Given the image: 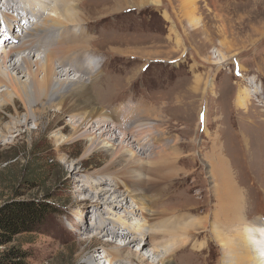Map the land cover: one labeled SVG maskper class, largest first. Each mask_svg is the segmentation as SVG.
<instances>
[{"label": "rangeland", "instance_id": "rangeland-1", "mask_svg": "<svg viewBox=\"0 0 264 264\" xmlns=\"http://www.w3.org/2000/svg\"><path fill=\"white\" fill-rule=\"evenodd\" d=\"M158 1L78 0L86 21L79 30L82 38H91L87 46L100 61V109L113 112L117 121L128 116L131 123L158 109L163 116L153 119L154 132L145 137L167 149L178 139L175 145L181 143L177 151H167L186 159L167 191L158 195L148 182L144 187L149 203L173 194L166 204L169 211L194 219L195 254L186 251L175 263L219 264L221 248L211 230L218 207L213 175L217 151L225 158V177L236 183L242 197L244 221L264 223V0ZM5 3L0 0V22L9 12ZM246 89L253 91L247 109L239 104L240 91ZM16 111L24 122L19 100L0 111L5 136L0 142V216L21 203L39 205L45 213L33 232L12 236L0 229V264H90V258L109 264L112 257L104 252L128 242L99 236L90 223L110 213L94 211L88 196L100 187L113 188L116 168L106 169L111 155L95 151L82 159L89 143L67 139L75 133L71 119L60 117L56 109L37 127L30 121L10 134ZM75 168L80 175L73 173ZM145 171L150 179L149 167ZM78 177L93 181L92 191L80 192ZM100 177L106 178L95 184ZM158 206L152 211H160L163 206ZM219 226L225 236V224ZM130 249L140 250L132 245L124 255Z\"/></svg>", "mask_w": 264, "mask_h": 264}, {"label": "bare ground", "instance_id": "bare-ground-1", "mask_svg": "<svg viewBox=\"0 0 264 264\" xmlns=\"http://www.w3.org/2000/svg\"><path fill=\"white\" fill-rule=\"evenodd\" d=\"M158 3V0L153 2ZM5 4V10L9 12L0 22L1 37L5 38L4 41L0 39V111L17 100L25 107L24 122L17 111L11 117L8 128L11 134L30 121L37 127L49 110L56 109L60 117L71 119L75 133L67 139L89 143L82 159H87L95 151L111 155L112 160L106 169L109 172L116 168L117 172L112 175L113 188L100 187L88 196L94 211L110 213L105 217L99 215L95 223H90L94 229L100 230L99 236H118L128 242L124 247L120 245L104 252L106 257H112L108 263L146 264L153 260L149 264H176L186 251L195 254L194 246L191 247L194 219L176 214L180 210L169 211L166 204L172 202L175 195L168 197L167 193V199L161 197L149 203L144 188L148 182L158 195L167 191L169 182L175 180L180 171L178 166L186 160L167 151H177L181 143L175 145L178 139L167 149L157 140L156 144H151L153 141L148 135L145 137L147 131L154 132L153 119L162 115L158 109L141 114L132 123L127 115L117 121L113 112L109 115L100 109L97 103L100 61L92 54L93 48L87 46L88 41L92 42L91 38H82V30H79L86 21L78 0H6ZM226 59L222 57V61ZM195 84L194 89H197L198 79ZM240 93L239 104L247 109V98L253 91L246 89ZM4 137L0 131V142ZM219 153L217 151L214 157L217 159L214 165L210 163L213 175L217 174L215 195L218 207L213 214L211 230L221 248L219 264H264V223L251 225L249 220L244 221L242 197L236 183L225 177V158ZM145 167H149L150 179L144 175L147 172ZM73 173L80 175L76 168ZM103 178L106 177L95 180V184L101 183ZM76 179L81 183L78 185L80 192L92 191L93 181ZM128 203L130 207H127ZM158 205L164 208L152 211L153 208L159 209ZM115 209L124 212L114 213ZM150 220L154 223L151 224ZM219 224H225V236L220 233ZM132 245L140 250L133 252L130 249L124 255L123 251ZM89 263L97 264L92 258Z\"/></svg>", "mask_w": 264, "mask_h": 264}, {"label": "trees", "instance_id": "trees-1", "mask_svg": "<svg viewBox=\"0 0 264 264\" xmlns=\"http://www.w3.org/2000/svg\"><path fill=\"white\" fill-rule=\"evenodd\" d=\"M8 207L0 216V229L12 236L33 232L45 213L39 205L34 203L12 204Z\"/></svg>", "mask_w": 264, "mask_h": 264}]
</instances>
